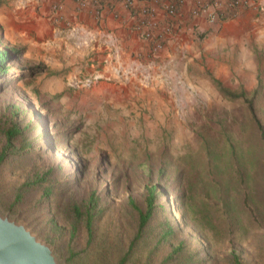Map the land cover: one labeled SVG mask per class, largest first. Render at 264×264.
<instances>
[{
    "label": "rangeland",
    "instance_id": "obj_1",
    "mask_svg": "<svg viewBox=\"0 0 264 264\" xmlns=\"http://www.w3.org/2000/svg\"><path fill=\"white\" fill-rule=\"evenodd\" d=\"M2 1L0 50L23 54L0 77V120H16L31 150L0 165L1 209L52 245L64 264L125 257V264H230L233 252L244 264H264L260 131L243 101L225 98L216 83L254 96L264 125V12L253 23L191 31L144 58L109 33L87 39L85 31L60 26L45 13L47 0ZM122 65L129 73L118 72ZM5 144L0 134V153ZM192 166L216 215L227 210L230 221L188 218L186 205L197 204L196 189L186 188ZM149 185L164 192V208L130 249ZM91 198L92 237L84 221L73 229L70 211Z\"/></svg>",
    "mask_w": 264,
    "mask_h": 264
},
{
    "label": "trees",
    "instance_id": "obj_2",
    "mask_svg": "<svg viewBox=\"0 0 264 264\" xmlns=\"http://www.w3.org/2000/svg\"><path fill=\"white\" fill-rule=\"evenodd\" d=\"M3 3L4 2L0 0V6ZM22 54H23L22 50H13V51L0 50V77H5L7 75H10V73L15 70L12 66V63L17 61ZM43 69L46 68L34 67L29 70L30 71L34 70V71H38L37 73H41L44 71ZM21 70H23V68H21ZM216 83L220 93L225 98L230 99L232 101L242 100L244 105L249 110L253 122L256 124V127L260 131V136H261L260 138L262 139V143H263V158H264V125L262 124L261 120L258 117L254 96L252 98H249L245 91L239 93L231 91L230 89L225 87L224 84L219 80H216ZM256 93L257 92H255V94ZM0 134H2L6 140V144L2 152L0 153V165L11 154L20 155V154H25L29 150H31V144L27 143V141L24 139L25 129H22L19 123L16 122V120L8 117L2 118L0 120ZM18 142H21V147L17 146ZM230 154L242 180L244 175L243 172L241 171V168L238 167L239 155L236 145L231 144ZM263 163H264V159H263ZM192 172H193L192 181H188L186 188H187V192H191V193H194L195 191L193 192V190L196 189L195 196L191 195V198L195 199V203L197 204L192 203V205H188V204L186 205V215L188 216V218L192 222L199 225H211L212 222H215V220L219 221V219H221V221L222 220L230 221L231 216L227 214V210H225V212L223 211L224 216L220 215L219 217L216 215L214 207L217 206V203H212L210 201L209 194L206 193V184L204 183L203 179H201L200 175L198 174L194 166H192ZM44 178L45 176L42 177L39 181L44 180ZM146 189H147V195L145 200L146 206L145 209L143 210L139 209L137 235L135 236V239L130 245V249L134 248L136 242L141 238L144 230L149 225L151 220L154 219L159 209L164 208V205L160 202V198L164 196V192L161 191L158 185H149L146 187ZM183 194L185 195V193ZM20 197H21L20 194H18L16 200H18ZM222 200H223L222 204L228 208L227 202H225L224 199ZM245 202L250 208L249 210H247V212H250L251 217L255 220L254 212L252 210L251 205L249 204V199H246ZM92 203L93 200L91 198L89 204L85 205L84 208L79 205H74L72 207V210H70L72 218L74 220L73 229L75 230L76 224H79L84 221L86 223V228L90 237L93 236V224H94V214H93L94 208ZM132 205L136 209H138L134 201H132ZM172 233H173V229L169 228L167 231L164 232L165 235L164 237H167ZM180 245H183V243ZM181 249L182 246L175 248L173 254H171L169 257H174V254L178 253ZM73 256L74 254L71 255L70 259H67L68 263L70 262L72 263ZM125 262H126V257L122 259L119 264H125ZM230 264H244V263L242 262L240 256L236 252H233L230 259Z\"/></svg>",
    "mask_w": 264,
    "mask_h": 264
},
{
    "label": "built area",
    "instance_id": "obj_3",
    "mask_svg": "<svg viewBox=\"0 0 264 264\" xmlns=\"http://www.w3.org/2000/svg\"><path fill=\"white\" fill-rule=\"evenodd\" d=\"M68 1L50 0V17L53 21L65 22ZM70 1L74 3L75 15L85 14L94 21H101L108 15L115 18H125L127 15L131 31L145 43L146 55L152 58L167 48L181 28L186 12L189 18H204L210 25L216 26L235 19L243 9L252 5L251 0Z\"/></svg>",
    "mask_w": 264,
    "mask_h": 264
},
{
    "label": "crops",
    "instance_id": "obj_4",
    "mask_svg": "<svg viewBox=\"0 0 264 264\" xmlns=\"http://www.w3.org/2000/svg\"><path fill=\"white\" fill-rule=\"evenodd\" d=\"M251 1H252V5L248 8L243 9L235 19L228 20L216 26L210 25L204 18H198V19L189 18L186 12L181 22V28L179 29L175 37L169 42L167 48L162 52V54L165 53L169 49V47H171V45L175 44L179 39H181L183 36L185 37V35H187L191 31L206 33L214 29L215 27L225 26L234 23L236 21H242V22L247 21L248 23L255 22V20L258 19L257 15L264 12V0H251ZM47 3L49 4V6L48 9H46L45 13H47L48 17H50V0H47ZM188 7L189 4L187 6V10ZM73 8H74V3L69 0L67 2V10L65 13L66 24L64 22L63 23L56 22V23H58L60 26H65V25L74 26V30H76V33L85 31L84 38L87 39L91 37L92 33L94 39L100 38L101 35H106L107 33H109L108 34L109 36H115L117 39L120 38L124 42L125 46H129L130 47L129 53L130 52L134 53V55L137 57L139 56V57L148 58V56L146 55L145 43L131 31L129 21L127 20L128 18L127 15L125 16V18L124 17L115 18L113 15H108L105 19L101 21H94L85 14L79 16L75 15ZM161 16L163 17L162 13ZM50 20H52L51 17ZM123 70L126 71V73H129L131 69L129 67H124L122 65L120 70H118V72H123Z\"/></svg>",
    "mask_w": 264,
    "mask_h": 264
},
{
    "label": "water",
    "instance_id": "obj_5",
    "mask_svg": "<svg viewBox=\"0 0 264 264\" xmlns=\"http://www.w3.org/2000/svg\"><path fill=\"white\" fill-rule=\"evenodd\" d=\"M0 264H64L54 247L0 206Z\"/></svg>",
    "mask_w": 264,
    "mask_h": 264
}]
</instances>
